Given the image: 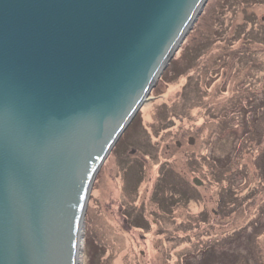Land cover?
<instances>
[{"label":"water","instance_id":"1","mask_svg":"<svg viewBox=\"0 0 264 264\" xmlns=\"http://www.w3.org/2000/svg\"><path fill=\"white\" fill-rule=\"evenodd\" d=\"M207 1L0 0V264H77L95 176Z\"/></svg>","mask_w":264,"mask_h":264},{"label":"rangeland","instance_id":"2","mask_svg":"<svg viewBox=\"0 0 264 264\" xmlns=\"http://www.w3.org/2000/svg\"><path fill=\"white\" fill-rule=\"evenodd\" d=\"M222 1L206 2L171 58L179 77L157 79L135 115L141 130L130 129L98 170L81 264H264V43L255 41L264 0L217 10ZM249 15L254 22L245 24ZM241 24L253 26L245 32L252 37L228 46ZM244 50L250 58L232 57ZM164 168L183 184L177 194H190L167 212L154 200Z\"/></svg>","mask_w":264,"mask_h":264},{"label":"trees","instance_id":"3","mask_svg":"<svg viewBox=\"0 0 264 264\" xmlns=\"http://www.w3.org/2000/svg\"><path fill=\"white\" fill-rule=\"evenodd\" d=\"M223 1H226V3L223 4ZM223 1L220 2V5L218 4V6H217L218 9L217 10H220L225 5H228V6L232 5V8H233V4L235 3V0H223ZM236 1H238V0H236ZM217 13H218V11L216 13H213V14H215V15H213V17L215 18L214 19L215 22L218 19ZM247 17L248 18L246 19L245 24H247V23H253L254 22V17H252L251 15H249ZM217 23H219V22H217ZM217 23H215V24H217ZM233 28H234L233 33L228 38V42L229 41H232V44H229L228 46L234 45L233 43H235L236 41H240V38L242 39L241 42H243V40L246 41V39L248 40V38L250 39L252 37V35H248V37H247V35L245 34V32L252 31V28H253L252 25L250 26L249 29H247V26H243L242 24L240 26H236V27H233ZM263 30H264V28H263ZM224 31H225V28L219 27L216 30V34H218V33L224 34ZM255 41H258V42H256L258 44L264 43V32H261L259 34V36L255 39ZM206 45H207L206 42L205 43L202 42V43H200L197 46L200 49L199 55H200V53L202 51H204L206 49ZM249 55L250 54L248 52H246V50H244L242 52H238V51L234 52L232 57L235 58L237 56L235 59H239V57H242V56H243L242 58H246V57H249L250 58ZM198 56H196V59L198 58ZM177 60L178 59H176V60H170L167 68L164 70V72L162 73V75L160 77V81L161 80H164V81L171 80V79H173V77H175V78H178L179 77L180 74H178V69H175V67L177 65ZM220 61H221V59H218L217 62L219 63ZM172 65H173V67H172ZM220 66L217 68L216 75L217 74L219 75V73H220V68H221ZM252 111L255 112L254 109ZM135 128L137 129V131L141 130V126H140V122L138 120V116H136L131 121V123L129 124V126L123 132L122 137L117 141L116 145L113 147V150L112 151L116 152V148L121 145V142L125 139V135L127 134V132H129L130 129L135 130ZM132 132L130 133V135L131 134H134L136 131L134 133H132ZM141 138H142V140H140V142H142L145 146H148L147 138H146L145 134L141 133ZM173 177H174V175L170 171H168L166 168H164L163 171L161 170V176L159 178V183L156 184V187L158 186L157 189H158L159 192L156 190L155 191V195H154V200L156 201V203H157V205L159 207L158 209L161 212L162 211L163 212H167L174 205H177L179 201L180 202L181 201L184 202V201H186V200L189 199L190 194L187 193V190L183 191L180 195L177 194L178 193L177 192L178 189L184 190L185 188H184L183 184H181V185L177 184L176 181H174V178ZM169 180L171 182H169ZM170 184H173V185L172 186H169ZM162 189L169 190L170 191V195L169 194H164V197L161 198L159 194L162 191ZM136 216L138 217L140 215L136 214ZM136 219L139 220V221H143L142 222L143 224H144V221L147 223V221L142 216H140V219H138V218H136Z\"/></svg>","mask_w":264,"mask_h":264},{"label":"bare ground","instance_id":"4","mask_svg":"<svg viewBox=\"0 0 264 264\" xmlns=\"http://www.w3.org/2000/svg\"><path fill=\"white\" fill-rule=\"evenodd\" d=\"M82 247H83V227H80L79 241H78V246H77V264H81Z\"/></svg>","mask_w":264,"mask_h":264},{"label":"flooded vegetation","instance_id":"5","mask_svg":"<svg viewBox=\"0 0 264 264\" xmlns=\"http://www.w3.org/2000/svg\"><path fill=\"white\" fill-rule=\"evenodd\" d=\"M263 22H264V21H263ZM262 161H263V165H264V156H263V160H262Z\"/></svg>","mask_w":264,"mask_h":264}]
</instances>
